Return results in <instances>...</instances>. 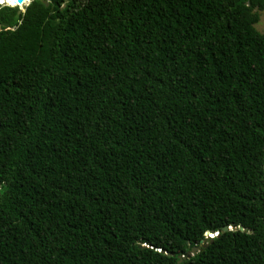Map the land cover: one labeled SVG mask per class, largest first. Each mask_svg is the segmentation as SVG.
Masks as SVG:
<instances>
[{"label": "trees", "instance_id": "16d2710c", "mask_svg": "<svg viewBox=\"0 0 264 264\" xmlns=\"http://www.w3.org/2000/svg\"><path fill=\"white\" fill-rule=\"evenodd\" d=\"M0 3V264H264V0Z\"/></svg>", "mask_w": 264, "mask_h": 264}, {"label": "water", "instance_id": "95a60500", "mask_svg": "<svg viewBox=\"0 0 264 264\" xmlns=\"http://www.w3.org/2000/svg\"><path fill=\"white\" fill-rule=\"evenodd\" d=\"M16 2H17L16 5H21V4H24L26 2H30V0H16ZM3 4H5V3H3ZM263 170H264V164H263ZM227 229H228V227H226V226L223 227V230H227ZM207 236L212 237V235L210 233H207ZM200 246L201 245H195V246H193L191 248L190 251L187 252V254L185 256L184 255L183 256H179V261H181V259H183V258H188L191 255H193L194 253H196L200 249Z\"/></svg>", "mask_w": 264, "mask_h": 264}, {"label": "rangeland", "instance_id": "374dc122", "mask_svg": "<svg viewBox=\"0 0 264 264\" xmlns=\"http://www.w3.org/2000/svg\"><path fill=\"white\" fill-rule=\"evenodd\" d=\"M29 2H26L24 4L18 5V7L23 10L24 7L28 4ZM2 4V3H0ZM11 5V4H8ZM16 5V4H15ZM15 5H11V6H15ZM258 14H259V20L258 22L254 25L255 28L260 31L261 33L264 34V10H258Z\"/></svg>", "mask_w": 264, "mask_h": 264}, {"label": "bare ground", "instance_id": "6f19581e", "mask_svg": "<svg viewBox=\"0 0 264 264\" xmlns=\"http://www.w3.org/2000/svg\"><path fill=\"white\" fill-rule=\"evenodd\" d=\"M11 2H13V0H11Z\"/></svg>", "mask_w": 264, "mask_h": 264}, {"label": "built area", "instance_id": "2783aa9c", "mask_svg": "<svg viewBox=\"0 0 264 264\" xmlns=\"http://www.w3.org/2000/svg\"><path fill=\"white\" fill-rule=\"evenodd\" d=\"M3 4V3H2Z\"/></svg>", "mask_w": 264, "mask_h": 264}]
</instances>
